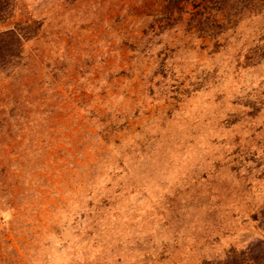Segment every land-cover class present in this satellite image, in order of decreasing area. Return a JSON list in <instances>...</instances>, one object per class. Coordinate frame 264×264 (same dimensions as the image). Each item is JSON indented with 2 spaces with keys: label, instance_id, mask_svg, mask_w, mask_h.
<instances>
[{
  "label": "rangeland",
  "instance_id": "1",
  "mask_svg": "<svg viewBox=\"0 0 264 264\" xmlns=\"http://www.w3.org/2000/svg\"><path fill=\"white\" fill-rule=\"evenodd\" d=\"M263 6L15 0L0 264H231L264 240Z\"/></svg>",
  "mask_w": 264,
  "mask_h": 264
},
{
  "label": "trees",
  "instance_id": "2",
  "mask_svg": "<svg viewBox=\"0 0 264 264\" xmlns=\"http://www.w3.org/2000/svg\"><path fill=\"white\" fill-rule=\"evenodd\" d=\"M15 0H0V28L3 25H6L7 20L10 18L12 9L14 6ZM249 13H254V15H264V6L261 8H247ZM216 28H220L222 30L226 29V23L215 20L214 23ZM229 28V27H228ZM5 39H10L16 43H20V36L14 28H5L3 30L0 29V44ZM262 217L264 223V208L262 210ZM232 254V253H230ZM230 254L227 256L228 258H233L234 261L231 264H264V240H257L256 243L249 245L244 251H241L239 255Z\"/></svg>",
  "mask_w": 264,
  "mask_h": 264
}]
</instances>
